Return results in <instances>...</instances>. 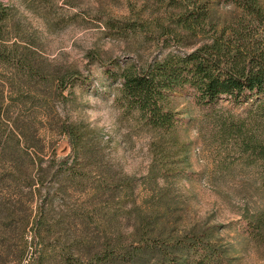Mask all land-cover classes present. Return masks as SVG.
<instances>
[{"label": "rangeland", "instance_id": "1", "mask_svg": "<svg viewBox=\"0 0 264 264\" xmlns=\"http://www.w3.org/2000/svg\"><path fill=\"white\" fill-rule=\"evenodd\" d=\"M0 2L10 16L3 43L7 52H18V57L0 64V101L3 97L6 108L3 122L14 120L18 128L26 125L28 145L41 158L71 154L68 139L60 134L66 119L87 133L86 142L93 145L89 158L74 170L79 184L67 181L60 185L57 179L45 183L42 193L50 191V213L55 219L50 221V232L42 231L36 244L44 240L46 249L61 250L67 234L76 231L94 244L102 243L117 227L128 233L134 221L127 212L145 216L153 201L163 210L170 209V222L178 231L220 227L221 244L229 249L235 264H264V229L250 233L245 221V214L264 212V180L257 167L243 161L235 141L220 129L223 123L248 115V129L254 131L259 118L247 113L260 99L243 107L222 100L203 109L188 89L170 93L166 106L178 113L180 123L174 132L163 133L147 127L138 113L127 111L118 82L107 73L133 64L143 68L170 52H189L192 44L214 36L215 29L220 31L243 19L240 11L225 0H200L209 2L211 10V23L205 31L197 37L184 34L177 45H162V27H171L168 16L177 12L161 0ZM125 23L134 24L135 29H122ZM256 28L253 25L248 30L258 37L262 31ZM22 61L26 63L21 66L18 62ZM110 62L115 64L108 69L102 66ZM70 71L88 81L69 85L61 99L54 89L55 79ZM125 184L133 185V193L124 191L118 196L112 191ZM96 186H108L111 192L93 199ZM154 189L162 191V196H153ZM29 192L24 186L9 191L0 186V203L9 201L13 212L22 207L17 215L35 213L40 199L30 210L13 199H19L20 193L29 198ZM74 213L82 214L84 220L73 224L65 218ZM113 214L117 219L111 218ZM0 216H4L1 209ZM2 233L0 230V239ZM5 238L9 250L3 253L0 242V264H35L30 227L26 232L12 227ZM24 245L26 252L19 263Z\"/></svg>", "mask_w": 264, "mask_h": 264}, {"label": "trees", "instance_id": "2", "mask_svg": "<svg viewBox=\"0 0 264 264\" xmlns=\"http://www.w3.org/2000/svg\"><path fill=\"white\" fill-rule=\"evenodd\" d=\"M195 1L197 3L194 0H161L168 9L177 12L168 16V23L172 26L162 27V45H177L185 38L184 34L197 37L198 33L205 31V26L211 23L210 5L209 2L205 4L199 3L200 0ZM225 1L240 11L243 19L224 25L220 31L215 29L214 36L200 44H192L189 52H170L146 67L126 65L119 72L107 70V73L111 80L118 82L120 100L125 103L127 111L138 113L147 127L163 133L174 132L180 123L178 113L166 106L165 100L170 93L188 89L203 109L213 107L222 100L228 101L232 106L243 107L253 99H260L247 113H254L259 118V124L254 131L248 129V115L225 122L220 129L224 135L235 141L241 148L243 161L249 166L257 167L264 180V2ZM9 17L8 9L0 2V64L10 61L11 57H18L16 51L7 52L3 43ZM127 23L122 29H135L134 24ZM253 25H257L256 31H262L258 37L248 30ZM25 63L26 61L18 62L21 66ZM114 64L115 62H110L102 66L108 69ZM41 75L35 76L46 79ZM55 81L57 96L65 99L63 93L69 85L72 87L76 83L85 84L88 79L81 77L76 71H70L58 76ZM3 116H6V108L2 97L0 186L7 191L22 186L30 188L29 198L22 193L18 194L19 199L13 198L29 210L36 199L42 201L35 213L25 212L24 216L16 214L22 207H17L13 212L11 209L15 208L9 201L3 200L0 203V209L4 213V216H0L3 253L8 254L9 250L6 233L10 228L19 226L24 232L30 227L35 242V264H235L229 249L221 244L222 238L218 234L220 227L207 226L199 231L194 227L190 231H178L170 222L173 216L170 209L163 210L153 201L145 216L137 214L135 217L134 210L127 212L128 217L134 221L128 233H123L117 227L102 243L94 244L92 239L76 231L67 234L66 241L61 243L64 246L61 250L46 249L47 243L44 240L36 244L42 231L50 232V221L55 219L50 213L53 201L51 193H42L45 183L49 181L50 184L57 179L60 185L68 182L79 184L74 170L80 161L89 158L93 145L86 142L87 133H81L76 125L70 124L66 119L60 126V134L68 139L71 154L60 157L54 153L46 159L45 156L41 158L28 145L27 126L23 124V127L18 128L14 120L5 119L3 122ZM131 185L116 186L112 191L118 196L124 191L133 193L134 187ZM96 188L97 186L94 187L93 199L107 191L111 192L108 186ZM152 191L153 196H162V191ZM14 196L17 197V194ZM8 199L12 200L10 197ZM245 215L249 232L261 233L264 229V212ZM83 217L82 214L79 216L74 213L65 218L76 224L77 220L83 221ZM116 217L115 214L111 216L112 219ZM71 222L67 224L71 226ZM25 252L24 245L19 252V263L22 262Z\"/></svg>", "mask_w": 264, "mask_h": 264}]
</instances>
